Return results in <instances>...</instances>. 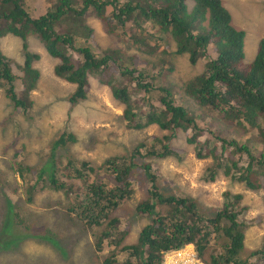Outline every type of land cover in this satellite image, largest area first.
I'll use <instances>...</instances> for the list:
<instances>
[{
    "label": "trees",
    "instance_id": "trees-1",
    "mask_svg": "<svg viewBox=\"0 0 264 264\" xmlns=\"http://www.w3.org/2000/svg\"><path fill=\"white\" fill-rule=\"evenodd\" d=\"M53 2L54 4L38 17L40 19H36L24 8L29 4V0H0V38L7 31L25 35L20 36L24 82L31 84L29 87L36 83L33 61L39 58V54L30 51L27 45V36L34 30L40 34L45 51L59 59V65L54 67V72L75 84L73 93L69 95L70 104L74 105L80 99L87 98L88 76L98 73L102 83L111 88L113 97L122 105L119 118L124 120L125 126L142 130L155 124L162 133L147 137V142L142 139L134 146L130 156L106 157L97 167L88 159L80 162L73 159L74 161L68 160L71 169L65 172L58 157L59 163L42 166L47 172H40L41 168L36 175L37 180L44 178L46 184H30L29 192L42 191L47 186L55 191H64L65 198L75 199L71 194H78L76 203L71 205L65 200L61 205L64 209L62 220L65 226L74 223V226L82 231H90L92 246L95 245L92 252L97 264H162L164 253L182 249L188 242L195 246L197 257L201 261L206 253L208 264H253L247 258L243 259L242 248L246 246L245 230L249 222L257 223L261 221L262 216L247 219L244 215H239L241 210L246 212V207H241V192L233 193L231 197L234 201L231 202L230 199L223 202V207L217 208L213 215L202 216L197 201L190 194L178 192L174 195L161 192L157 185L161 179L158 168L143 157L182 159L185 153L178 144L173 145L172 142L175 137L174 130L180 128L186 133L185 141L193 146L198 158H212L209 166L203 170L202 177L213 181L221 169L223 175L242 183L246 189H264V37L258 41L254 58L247 60L243 51L246 32L232 25L231 15L222 0H194L190 10L187 9L185 0ZM90 15L99 20L107 35L114 36L117 42L126 45L122 48L117 44L119 49H134L135 55L119 51L115 54L117 58H113L109 53L102 54V48L96 50L95 28L88 24ZM204 26L208 28L204 30ZM146 28L153 29V32L150 33ZM137 30L142 32L138 34ZM167 40H170V44H176V54L188 52V61L192 65L201 61L202 71L185 80L178 78L179 82L174 79L172 73L175 67L169 58L174 52L164 43ZM69 49L72 52L68 51ZM126 53L132 62L130 67L121 64L123 54ZM139 54H154L158 59L164 56L163 59L169 62L167 71L176 89L152 84L146 70L137 67ZM0 66L4 70L3 83L11 84L13 78L19 75L16 71L18 66L15 69V65L9 63L1 48ZM117 67L119 78L114 77ZM125 78L130 81L124 82ZM0 81H3V78ZM131 81L142 89L144 97H147L144 111L135 110V101L132 100L128 89ZM152 89L156 92L152 93ZM25 94L23 99L13 88L6 92L15 105L23 106V109L28 111L33 103L29 101L28 94ZM186 94L190 103L186 100V104L182 106L179 102H183L182 98L187 97ZM202 106L208 107L214 115L223 116L228 127L235 128L234 130L237 128L233 124L235 122L252 138L245 144L235 139L219 137L220 133L212 131L211 128L212 125L221 130L213 114L208 119L205 116L202 119L192 111L199 110ZM53 138L47 147L50 153L48 161L51 163L56 153L63 155L58 149L64 146L68 148V143L76 140L66 128L58 130ZM211 138L220 142L224 149L221 154H218L215 148L207 149L208 139ZM151 140L153 143L149 142ZM251 142H255L257 147ZM229 147L234 153L240 152L245 156L244 163L231 160V156L226 158L224 151ZM134 167L141 171L143 182L147 185L146 194L134 207L136 214H151L159 206H164L165 209L162 212L158 210V214L139 229L134 242L124 244L125 232L118 231L120 223L122 225L124 222L123 218L117 214L113 217L112 212L121 207L134 191V183L130 179ZM104 172L114 177L115 185L110 186L100 180L99 174ZM59 175L63 177L61 180L57 178ZM129 187L130 190H127ZM224 194L229 195V192ZM37 195L28 197L27 200L32 203ZM262 199L264 200V195ZM29 211L35 212L34 208L30 210L29 204L0 200V257L4 260L1 264H29L20 259L15 260L13 254L8 251L10 245L23 242L26 229H31ZM8 224L20 228L7 229L4 226ZM96 226L104 228L93 229ZM51 237L47 235L45 239L51 240ZM64 237L62 235V238ZM262 238V248L250 252V256L256 259H264V234ZM69 241L72 242L70 239ZM52 243L58 246L57 240L52 239ZM227 243L229 244L226 246ZM208 246L214 249L215 253H209ZM220 248L224 249L221 251ZM58 250L63 252V249ZM65 253L69 256L77 255V259L86 252L78 247L65 249ZM90 263L93 264V261Z\"/></svg>",
    "mask_w": 264,
    "mask_h": 264
},
{
    "label": "rangeland",
    "instance_id": "rangeland-1",
    "mask_svg": "<svg viewBox=\"0 0 264 264\" xmlns=\"http://www.w3.org/2000/svg\"><path fill=\"white\" fill-rule=\"evenodd\" d=\"M34 1L35 0H29L30 7L34 6ZM190 3L191 2H189V5ZM222 3L231 15L232 25L246 32L243 51L246 54L247 60L253 59L257 52L258 41L264 37V0H222ZM35 7L37 8V5ZM34 8L30 9V11L35 14H37L39 10H45V8ZM88 24H91L95 28L94 48L96 50L102 48V54L109 53L113 58H117L115 54L119 53V51L127 52L116 46L117 44L120 45L119 42L113 43V41L118 40L114 36H109L105 33L97 18L95 19L90 15L88 17ZM141 32V30H137L138 34ZM36 43V39H31V48L39 49L37 51L41 53L40 55H44L43 48H39ZM0 45L2 46V48L0 47L2 53L4 52L10 59H13L11 63L15 65V69L18 66L16 71L19 73L18 76L13 78L11 84L3 83V81L2 84H0V197H6L8 193L6 178L9 173V167L5 166L3 161L13 162L10 151H17L18 154L21 155L22 161L34 163L38 161L37 153L40 154L43 147L49 146L54 140L53 137L58 130L62 131L66 128L67 132L70 131L76 138L74 142L68 143V148L64 146L58 149L63 155L59 156L56 153L53 157L55 158V163H59L58 157L61 159L65 172L71 169V167L68 166V160L74 159L80 162L81 160L88 159L97 167L106 157L130 156L134 146L142 139L146 140L149 136L162 133L155 124L149 125L142 130L126 129L124 120L119 118L122 113V105L113 97L111 88L102 83L98 73H91L88 76L89 91L87 93V98L80 99L74 105L70 104L67 98L68 95L73 93L75 84L71 82L66 84L64 80L56 82L44 79L35 90H31L28 94V99L35 100L34 105H36L38 109H40L42 105L44 109L41 110L40 114H36L34 110L28 112H24L23 110L20 114V118H18L19 120L13 121V118L8 113V109L15 108L7 97L6 92L9 88H13L19 91V96L24 97L26 96L24 90H29L31 84H25V82H23L24 73L21 69V64H23V52L18 40L9 38L8 35H6V37L0 38ZM122 45L123 47L126 46L124 43H122ZM172 48L173 47L170 46V49ZM130 50L136 53V50ZM127 53L123 54V61H121V64L130 67L132 66V62L128 59L129 55ZM163 58L164 56L162 59L139 56L137 67L146 70L152 84L175 88V83L172 81L170 73L167 71L169 62ZM169 58L172 60L173 66L175 67L172 76L174 79L178 80V82V78L185 80L202 71V62L198 61L196 65H192L188 61V52L175 55L171 54ZM33 66L41 70L40 74H42V77L53 76L51 72V60L34 61ZM118 71L119 68L114 71L115 78H119ZM128 81H130L129 78L124 79V82L128 83ZM131 83V85L128 84V89L131 93L132 100L135 101V110L144 111L145 99L147 97H144L145 94L143 90L139 89L133 81H131ZM151 92L155 93L156 90L152 89ZM149 95L150 94H148V96ZM182 100L186 101L185 98H182ZM186 102L190 103L189 100ZM192 111L198 118L202 119L204 116L208 119L213 114L208 107L203 106L199 110ZM29 115L32 117H29ZM4 117L7 121L2 120ZM214 117H216V123L221 130L216 129L212 125L211 128L212 131L220 133V137L230 139V136H236L239 138V141L245 144L248 143L249 138H252L250 134H247L248 132L242 131L235 122L233 124L237 127L236 130H234L235 128L228 127V124H226L227 120L223 116L214 115ZM220 117L221 119H219ZM15 124L19 125L16 127ZM1 131H8L10 136L11 140L8 151L7 149L3 150L6 147ZM175 133L176 135L172 142L173 145L178 144L179 148L185 153L182 159L174 157L164 159L158 157V159H154L157 156L149 158L143 157L144 160L150 161L154 167L158 168L161 179L158 180L157 185H159L161 192L164 194L174 193V195L178 194V192L190 194L197 201L202 216H211L217 208L222 206L223 202L231 197V194L241 192L243 194L241 207L245 206L246 212L243 213L241 210L240 214H238L244 215L247 219L257 215L262 216L261 221L257 223L252 224L249 222V226L245 230L244 244L246 246L242 251L245 255L247 254L251 263L264 264V259H256L250 256V252L262 248L260 244L264 234V200L262 199L264 189L259 188V193H256L254 190L246 189L242 183L232 180L223 174H217L218 176H216L213 181H209L207 178L202 177L203 170L209 166L212 160L211 156L206 158L208 160L198 158L193 146L185 141V133L179 129L176 130ZM243 133L246 135H242ZM201 138L202 137H200V139ZM147 141L148 140H146V142ZM149 142L153 143L152 140ZM132 143L135 144L132 145ZM251 144L256 146L255 142H251ZM208 146L209 150L221 148L220 144L215 142L213 138L209 140ZM229 149L224 152L226 158L229 159V156H231V160H239L241 163H244L243 160H245V156L242 153H234L232 148ZM43 154L44 163L48 161L47 158H50V153L45 150ZM139 159L140 157H138V160ZM221 172L220 169V173ZM99 176L101 177L100 180L104 183L110 186L115 185L116 181L109 173H100ZM130 179L134 183V191L131 197L121 204V207L116 208L112 212L113 217L117 214L123 218L124 222L122 225L120 223L118 231L125 232V243L134 242L139 229L146 224L150 218L157 215L158 210L162 212L165 209L164 206H159L157 209H154L151 214H140L141 216L136 214L134 207L138 201L143 199L142 196L146 194L145 187L147 185L143 182L141 171L135 167L131 172ZM77 183H79V180H77ZM130 188L131 187L127 188V190H130ZM49 190L50 191H46L30 203V210L34 208L36 212L29 211L30 214L26 213L29 214L31 229H26L23 242L19 245L15 242V244L8 247V251L13 255L29 253L26 256L13 257L15 260L20 259L29 264H91L90 261H93V264H97L94 258L95 254L92 252V250L94 251L95 245L92 246L90 231H82L74 226V223L65 226L62 220V211L64 209L61 205L64 204L65 200L71 203V205L76 203L79 199L78 194L70 193L75 198L72 199L68 197L65 198L64 191ZM224 192H229V195H225ZM233 201L234 199L231 197V202ZM21 213L24 214L23 211H21ZM4 227L7 229L11 227L16 229L20 228V226H13L12 224H8ZM103 228L104 226L93 227V229L99 230ZM91 232L93 233V230ZM47 235L57 240L58 246L52 243V239H45ZM62 235L67 238H62ZM28 236H32L31 239H29ZM69 239L73 243L70 242ZM75 246L81 247L83 252L87 253V257L86 253H82L81 257L76 259L77 255L69 256L65 253V249H78V247ZM58 249H63V252L61 253ZM178 255V253L167 251L164 253L162 264H185L181 257L182 254ZM63 259H65L66 262H64ZM3 261L4 260L0 257V264L3 263ZM194 264L204 263L197 257V261Z\"/></svg>",
    "mask_w": 264,
    "mask_h": 264
},
{
    "label": "clouds",
    "instance_id": "clouds-1",
    "mask_svg": "<svg viewBox=\"0 0 264 264\" xmlns=\"http://www.w3.org/2000/svg\"><path fill=\"white\" fill-rule=\"evenodd\" d=\"M189 2H191L190 3V5H189ZM187 1V0H185V4H186V7H187V9L188 10H190L191 9V7L193 6V4H194V0H190V1ZM54 4V2H53V0H42V1H34V6L33 7H30L29 6V4L27 5V6H24V8H25V10L29 13V15L32 17V18H36V19H40V18H38L41 14H44L46 11H47V9L49 8V7H51L52 5ZM37 5V8L35 7ZM35 7V8H34ZM32 8H34V9H42V8H45V10L44 11H42V10H39L38 11V13L37 14H35V13H32L31 11H30V9H32ZM208 27H206V26H204V30H206ZM146 29H148L149 30V32L150 33H152L153 32V29H151V28H146ZM6 35H8V37L9 38H12V39H17L18 40V42L21 44V48H22V41H21V37H25V35L24 36H22L21 34H19V33H16V32H14V31H7V33L4 35V36H2V37H6ZM21 36V37H20ZM31 39H36L37 40V42H39L40 44H41V47L43 48V51H44V55H40L41 53L40 52H38L37 50H39V49H33V48H31V46H30V40ZM40 40H42L41 39V36H40V34L38 33V32H36V31H32L30 34H28V36H27V45H28V49L30 50V51H33V52H37L38 54H39V58H37V59H35L34 61L35 62H38V61H44V60H51V62H52V68H51V72H52V75L53 76H49V77H42V74H40V69L38 68V67H35V70H36V72H35V78H34V80L36 79V83H35V85L33 86V87H30V89L29 90H24L27 94H29L30 92H31V90H35L40 84H41V82L45 79V80H49V81H60V80H64L65 82H66V84H69V82L70 81H67L66 79H64V76H60V75H57L55 72H54V67L56 68L58 65H59V59L56 57V55H51V54H48L46 51H45V49H44V47H43V44L41 43V41ZM171 40V39H170ZM170 40H167V41H165L164 43L165 44H167V46L170 48V46H172L173 48L171 49V51H173L174 52V55L176 54L175 53V50H176V44H170ZM113 43H117V41H113ZM106 44H110V43H106ZM121 45V47L122 48H125V47H123V45H122V43L120 44ZM0 47L2 48V46L0 45ZM68 51H70V52H72V50L71 49H69ZM126 51L128 52V54H131V55H135V53L132 51V50H130L129 48H126ZM207 51V50H206ZM3 54H4V52H3ZM209 53L208 52H206V55H208ZM5 55V54H4ZM6 57H7V59L9 60V63L11 64V62H13V59H10L7 55H5ZM139 56H141V57H148V58H155L154 57V54H151V55H149V56H143V55H140L139 54ZM33 61V62H34ZM23 63V62H22ZM20 65V64H19ZM0 67H2V66H0ZM3 68V67H2ZM21 69H22V64H21ZM9 71H10V73L12 74V75H14V73H13V71L11 70V69H9ZM22 72L23 73H25V71H23L22 70ZM16 77V76H15ZM3 78V82L5 81V79H4V70H2L1 68H0V79H2ZM1 82L2 81H0V84H1ZM23 82H24V80H23ZM40 83V84H39ZM25 84H27V83H25ZM23 86H24V84H23ZM14 91L18 94L19 93V91H17V90H15L14 89ZM187 95V94H186ZM18 96H19V94H18ZM20 98H23V99H25L24 97H21V96H19ZM185 99L186 100H190V98H189V96L187 95V97H185ZM67 100H69V95H68V98H67ZM10 101L12 102V105H13V107L15 108V109H12V108H9L8 109V113H9V115L13 118V121H15V120H19L18 118H20V114H21V112H23V110H24V112L26 111V112H28V111H31V110H34V112L36 113V114H40V112H41V110L42 109H44V106L42 105L41 106V108L40 109H38L37 107H36V105H34V103H35V100H31V99H29V101L30 102H32L33 103V105H32V107L27 111V110H25V109H23V106H19V105H15V103L10 99ZM179 103H182V106H184L183 104L185 103V101H183V102H179ZM203 107H205V106H203ZM200 109V108H199ZM29 117H32L31 115H29ZM3 121H7L6 119H5V117L2 119ZM19 123V122H18ZM16 125V127H17V125H19V124H15ZM203 129H204V127H202ZM126 129H128V130H132L133 128L130 126V127H127L126 126ZM181 130L180 128H176V130ZM176 130H174V133L176 132ZM182 132H184L183 130H181ZM1 133H2V136H3V140H4V143H5V149H3V150H6L7 149V151H8V148H9V145H10V136H9V134H8V131H1ZM185 133V132H184ZM174 135H176V133L174 134ZM185 136H186V133H185ZM220 137V136H219ZM214 139V138H213ZM230 139H235V140H237V141H239V138L238 137H236V136H230ZM210 139H208V141H209ZM214 141L215 142H218L219 144H220V142L218 141V140H215L214 139ZM239 142H241V141H239ZM241 143H243V142H241ZM220 147L221 148H217V149H215V151L219 154V153H222V150H224L223 148H222V146H221V144H220ZM209 148V146L207 145V149ZM229 148H231V147H229ZM229 148H227L224 152H226ZM45 150H47V147H43L42 149H41V153L39 154V153H37V155H38V161H35L34 163H28V162H24V161H22V157H21V155L20 154H18V152L17 151H10L11 152V155H12V158H13V162L12 161H6V160H4L3 162H4V164H5V166H8L9 167V173L7 174V178H6V180H7V189H8V193H7V196L6 197H0V200L2 201V202H4V201H15L16 203H26V204H29L30 205V202L27 200L28 199V197H34L35 195H37L36 196V198L37 197H39L40 195H42V194H39L40 192H46V191H50L49 189V187H45L42 191H33V192H29V190H28V187H29V185L30 184H34V185H40V184H42V183H45L46 184V181H45V179L44 178H42V179H40V180H37V178H36V175H37V173L39 172V169H41V171L40 172H42V173H45V172H47V171H45L44 170V168L42 167V166H45V165H49V164H53V163H55V158H53L52 159V163L51 162H49V161H46V162H44L43 163V160H44V154H43V152L45 151ZM230 150V149H229ZM232 150V149H231ZM48 160H49V158H47ZM202 160H208V159H206V158H204V159H202ZM19 164V165H18ZM1 166V165H0ZM29 167V169H26V167ZM70 174V173H69ZM71 174H72V172H71ZM71 174H70V177H71ZM219 174H222V173H218V175ZM217 175V176H218ZM57 178L58 179H62L63 177H61L60 175L59 176H57ZM51 190H53V189H51ZM256 193H259V191L258 190H254ZM232 195V194H231ZM230 195V196H231ZM231 199V197L229 198V199H227V200H230ZM226 200V201H227ZM223 207V205L221 206V208ZM233 210L234 211H237L236 209H234L233 208ZM214 214V213H213ZM212 214V215H213ZM5 215V214H4ZM28 238H30L31 239V237H28ZM124 241H125V238H124ZM124 244H126L125 242H123ZM211 243H213V242H211ZM214 244V243H213ZM229 243H227L226 244V246L228 245ZM215 245V244H214ZM182 249H180L179 250V252H182L183 251V254L181 255V257H182V260H183V262L185 263V264H194L196 261H197V251H196V249H195V246L192 244V243H189L188 242V244H185L184 246H182L181 247ZM207 249L209 250V253H215V250L214 249H212V248H210L209 246L207 247ZM224 248H220V250L222 251ZM244 248H242V250H243ZM178 252V253H179ZM242 254H243V259H245V258H249V257H247V254L245 255V253L242 251ZM27 254H17V255H13V257H17V256H26ZM179 256V255H178ZM202 261L205 263V264H208V261H207V255H206V253H204L203 254V256H202ZM248 261H249V259H248ZM250 262V261H249ZM177 264V263H176ZM254 264V263H253Z\"/></svg>",
    "mask_w": 264,
    "mask_h": 264
},
{
    "label": "bare ground",
    "instance_id": "bare-ground-1",
    "mask_svg": "<svg viewBox=\"0 0 264 264\" xmlns=\"http://www.w3.org/2000/svg\"><path fill=\"white\" fill-rule=\"evenodd\" d=\"M170 252H175V253H178V252H179V250H177V251H176V250H170ZM178 254H179V255L183 254V251H182V252H179ZM167 258H168V257H167ZM167 260H168V259H167ZM181 262H182V261H181Z\"/></svg>",
    "mask_w": 264,
    "mask_h": 264
},
{
    "label": "water",
    "instance_id": "water-1",
    "mask_svg": "<svg viewBox=\"0 0 264 264\" xmlns=\"http://www.w3.org/2000/svg\"><path fill=\"white\" fill-rule=\"evenodd\" d=\"M36 45L41 48V44L39 42H37Z\"/></svg>",
    "mask_w": 264,
    "mask_h": 264
}]
</instances>
